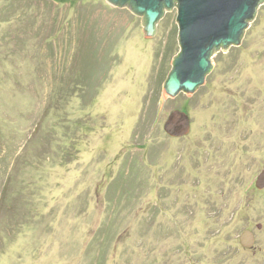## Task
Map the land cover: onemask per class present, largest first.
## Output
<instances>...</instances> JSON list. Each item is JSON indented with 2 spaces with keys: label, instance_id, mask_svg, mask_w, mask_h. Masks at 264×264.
<instances>
[{
  "label": "rangeland",
  "instance_id": "1",
  "mask_svg": "<svg viewBox=\"0 0 264 264\" xmlns=\"http://www.w3.org/2000/svg\"><path fill=\"white\" fill-rule=\"evenodd\" d=\"M177 33L176 8L149 34L107 0H0V264H90L98 231L105 264H264V1L170 96Z\"/></svg>",
  "mask_w": 264,
  "mask_h": 264
},
{
  "label": "water",
  "instance_id": "2",
  "mask_svg": "<svg viewBox=\"0 0 264 264\" xmlns=\"http://www.w3.org/2000/svg\"><path fill=\"white\" fill-rule=\"evenodd\" d=\"M114 6H128L144 17L147 33L157 31V20L166 9L176 8L179 51L164 82V90L175 96L180 91L193 92L203 84L212 67V54L222 47L237 45L259 3L264 0H107ZM171 135H183L189 130L185 111L173 110L164 122ZM257 188H264V167L255 180ZM251 230H244L240 242L253 244Z\"/></svg>",
  "mask_w": 264,
  "mask_h": 264
},
{
  "label": "trees",
  "instance_id": "3",
  "mask_svg": "<svg viewBox=\"0 0 264 264\" xmlns=\"http://www.w3.org/2000/svg\"><path fill=\"white\" fill-rule=\"evenodd\" d=\"M87 82L83 81V84L86 85ZM85 87V86H84ZM113 213V212H112ZM107 225V223H106ZM102 231H98L96 233L97 238L100 240L98 243L94 241H89L86 244L85 247V255L87 258H90V264H105V260H106V248H109L112 246V243L109 242V240H107L108 238H101V236L105 233ZM107 254H109V251L107 252Z\"/></svg>",
  "mask_w": 264,
  "mask_h": 264
}]
</instances>
